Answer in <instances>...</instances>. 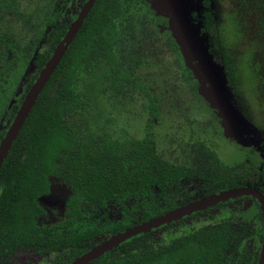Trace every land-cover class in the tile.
I'll return each mask as SVG.
<instances>
[{"label": "trees", "instance_id": "trees-1", "mask_svg": "<svg viewBox=\"0 0 264 264\" xmlns=\"http://www.w3.org/2000/svg\"><path fill=\"white\" fill-rule=\"evenodd\" d=\"M55 1L0 0V11L16 20L0 31V118L27 64L36 68L30 87L86 0H59L53 11ZM72 4L80 5L58 24L61 9ZM203 5L202 32L210 34L214 18L209 2ZM227 11L231 33L246 40L247 83L264 119V0H229ZM37 22L50 26L49 34ZM163 22L148 0H95L0 167V264H14L21 250L61 252L57 264H68L101 240L189 201L183 181L195 197L246 185L264 194L257 150L245 135H227L220 111L198 94L177 43L154 33ZM221 62L238 93L227 50ZM19 104L7 110L10 116ZM223 142L241 159L225 164ZM55 181L69 193L60 220L44 225L40 200ZM242 199L258 206L250 197L229 199L138 234L88 264H257L263 226L260 217H246L260 212H245ZM194 217L201 222L176 227ZM161 229L168 230L167 244L154 237Z\"/></svg>", "mask_w": 264, "mask_h": 264}, {"label": "rangeland", "instance_id": "rangeland-1", "mask_svg": "<svg viewBox=\"0 0 264 264\" xmlns=\"http://www.w3.org/2000/svg\"><path fill=\"white\" fill-rule=\"evenodd\" d=\"M204 1L209 2V8L214 18V28L210 34L202 32L203 24L201 18L205 10L203 5ZM18 2L21 5L26 0H18ZM148 2L151 9L155 12V15L161 21H164L162 24L156 26L154 33H159L160 35L168 33L177 43L197 83L198 94L207 103V107L220 111L222 118L225 120V132L227 135L235 140L243 138L245 135L247 139L244 143L251 142L258 152V158L264 162L263 113L259 111V108L255 109V103L252 97L253 93L247 83L248 80L242 57L244 50L247 49L246 40L244 42L241 41V38L233 35L230 30L231 27L227 18L229 0H148ZM78 6L72 4L68 8L61 9L63 17L58 21V24L66 22L69 15L76 12ZM60 8L61 3L59 0L55 1L53 8L51 7L53 11L59 10ZM12 17V13L6 14L0 11V31H5L9 24L12 22L15 23L14 21L16 20L13 21ZM37 24L40 32L43 31V34H49L50 26L44 25L42 22H37ZM247 43H249V38ZM40 47L42 48V46H39L35 50V54ZM43 49H46V47ZM223 50H227L230 53L231 63L237 68L238 86L240 89L238 93L234 91V87L227 80L226 71L221 62V52ZM167 54L165 49H160L158 57L167 62V59H169ZM11 58H13V54L12 52H8V62L11 61ZM170 62L172 63L173 59ZM11 71H14V67L6 70L7 73H11ZM35 74L36 68L30 61L14 87L9 107L20 103L22 96L27 91L30 81ZM173 80L174 78L171 76L168 79V83ZM11 118L12 116L6 110L0 118V132L5 131L8 121ZM174 120L180 122L178 119ZM221 144L222 149L219 157L225 164H232L238 159H241V153L235 152L233 145L227 142ZM179 188L187 193H191L189 201L199 198L195 197V192L192 193V184L187 181H183ZM68 193V188L64 183L60 181L53 182L50 194L40 200V203L46 211V214L41 217V222L44 225H51L60 220L64 212L63 200ZM242 200L246 201L244 204L248 208L245 212L250 209H253L252 211L255 214L260 212L259 206L254 202L247 199ZM246 218L255 222H258L259 218V223H262L261 213L260 216L256 214V218H253L250 214ZM201 220L199 217L182 220L176 227L185 229L188 224L201 222ZM262 229L264 228L262 227ZM167 232L168 230H158L154 233V237L161 240L163 244H167ZM260 245L254 251L257 259ZM248 246H251V242L248 243ZM60 253L41 254L32 250H21L12 259V262L14 264H57L61 255Z\"/></svg>", "mask_w": 264, "mask_h": 264}, {"label": "water", "instance_id": "water-1", "mask_svg": "<svg viewBox=\"0 0 264 264\" xmlns=\"http://www.w3.org/2000/svg\"><path fill=\"white\" fill-rule=\"evenodd\" d=\"M94 2L95 0H86L84 2L80 11L75 17V20L70 24L62 40L55 47L50 58L47 60L43 68L39 71L36 80L23 96V99L14 115L12 122L9 124L4 136L0 140V167L2 166L4 159L6 158L13 142L22 129L40 93L53 74L55 68L59 64L61 58L63 57L69 44L72 42V39L76 35L78 29L86 18ZM241 197H250L253 200L257 201L264 228V194L257 188L246 185L203 196L197 200L177 207L163 215H159L147 221L138 223L123 232L116 233L115 235L101 240L98 244L94 245L87 252L75 258L68 264H88L89 262L105 254L106 252H109L112 249L116 248L119 244L135 237L138 234L149 233L151 232V230L157 229L162 225H168L172 222L179 221L183 219L184 216H189L192 213H196L213 207L218 203L225 202L229 199ZM257 264H264V229Z\"/></svg>", "mask_w": 264, "mask_h": 264}, {"label": "flooded vegetation", "instance_id": "flooded-vegetation-1", "mask_svg": "<svg viewBox=\"0 0 264 264\" xmlns=\"http://www.w3.org/2000/svg\"><path fill=\"white\" fill-rule=\"evenodd\" d=\"M26 93V92H25ZM25 95V94H24ZM23 95V96H24ZM23 96H22V99H23ZM22 101V100H21ZM10 103H11V101H10ZM21 103V102H20ZM20 105V104H19ZM11 108V106L9 107L8 106V109L7 110H9ZM18 109V108H17ZM17 109H16V111H17ZM16 111H15V113H16ZM6 112V111H5ZM15 113L13 114V116H12V118H11V120L9 119V121H8V125H7V128H8V126H9V124L12 122V120H13V118H14V115H15ZM3 116V115H2ZM7 128L5 129V131L3 132L4 134H5V132H6V130H7ZM4 136V135H3ZM199 198H201V197H199ZM199 198H197V199H199ZM242 198V197H241ZM244 198V197H243ZM197 199H194V200H197ZM194 200H191V201H194ZM191 201H188V202H191ZM188 202H186V203H188ZM186 203H184V204H186ZM184 204H181L180 206H182V205H184ZM179 206V207H180ZM214 207V206H213ZM46 214V213H45ZM44 216V215H43ZM11 262H12V260H11ZM13 263V262H12Z\"/></svg>", "mask_w": 264, "mask_h": 264}]
</instances>
